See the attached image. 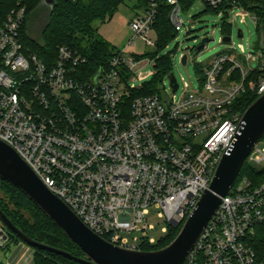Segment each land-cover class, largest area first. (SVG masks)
Instances as JSON below:
<instances>
[{
	"label": "built area",
	"instance_id": "2783aa9c",
	"mask_svg": "<svg viewBox=\"0 0 264 264\" xmlns=\"http://www.w3.org/2000/svg\"><path fill=\"white\" fill-rule=\"evenodd\" d=\"M161 1L170 6L171 24L177 30L184 24L181 0H148L129 22L127 46L89 78L81 68L88 58L78 50L60 45L52 66L25 51V7L12 9L0 26V139L93 232L135 250L159 242L151 216L164 224V235L187 218L239 127L236 99L248 89L264 94V0H256L261 12L242 0H205L225 21L235 8L243 19L252 17L257 56L245 55L241 45L243 54H217L199 73L196 90L186 84L177 96L180 84L176 79L174 91L170 75L168 86L163 80L158 92L130 99L141 87L130 82L147 52L128 48L140 40L157 49L151 34ZM263 143L264 137L246 160L261 173L237 177L185 264H264ZM10 240L0 218V249L10 250ZM27 249L22 264H33L35 250Z\"/></svg>",
	"mask_w": 264,
	"mask_h": 264
},
{
	"label": "trees",
	"instance_id": "16d2710c",
	"mask_svg": "<svg viewBox=\"0 0 264 264\" xmlns=\"http://www.w3.org/2000/svg\"><path fill=\"white\" fill-rule=\"evenodd\" d=\"M42 0H0V26L5 21L8 13L17 7L26 8V19L24 21L21 38L26 52L36 54L48 66H52L57 58L58 47L66 45L73 50H78L88 58L86 64L81 66L85 77L93 75L97 69L107 63L108 59L117 52V48L103 39L94 27L95 21L106 22L110 20L118 11L119 5L124 0H55L56 5L52 11L50 21L42 29L40 37L31 34L30 18ZM194 0H181L183 10L186 11ZM251 10H259L260 5L256 0H242ZM148 0H137L133 6L136 12L147 6ZM218 13V9H213L207 5V9ZM170 6L164 1L160 2L159 14L155 23L157 34V49L150 53L158 54L159 51L167 46L173 39L178 30L169 20ZM222 32L224 36L231 34V25L223 20ZM196 47L193 48V52ZM159 70L155 77L140 88L134 89L130 97L152 94L159 91L160 83L165 76L173 74L172 58L166 54L157 58ZM202 67L197 66V71L201 73ZM257 92L248 89L241 94L234 105L244 114L247 108L258 98ZM257 170L244 163L238 179L243 175L250 177L260 174ZM7 185V193L10 202L15 206L10 208L9 204L0 197V207L6 213L8 218L20 228L25 234L33 239L48 245L67 250L76 256L83 257L85 254L79 246L72 242L65 233L59 228L40 208L27 196L22 190L18 189L9 182L1 181ZM30 214L27 217L22 210ZM186 218L177 226L169 225L168 232L156 245L144 246V250L159 249L168 245L178 234ZM10 230V229H9ZM11 232V233H10ZM11 242H19L20 238L10 230ZM33 264H80L73 260L64 258L55 253L36 249L33 258Z\"/></svg>",
	"mask_w": 264,
	"mask_h": 264
},
{
	"label": "water",
	"instance_id": "95a60500",
	"mask_svg": "<svg viewBox=\"0 0 264 264\" xmlns=\"http://www.w3.org/2000/svg\"><path fill=\"white\" fill-rule=\"evenodd\" d=\"M55 0H42L31 19L45 10L43 28L49 23ZM239 36L242 33L239 30ZM230 36L223 40L229 42ZM209 37H204L196 46L194 55L202 52ZM185 66L188 54L181 58ZM174 91L178 88L176 77L171 76ZM264 137V94L259 96L244 112L239 127L220 163L208 189L199 197L195 207L187 216L177 236L166 246L153 250H135L120 247L93 232L70 207L40 179L30 165L16 150L0 139V180L6 181L22 190L42 210L65 235L81 248L84 256L46 243L25 234L8 218L0 207V218L5 225L27 245L63 256L80 264H185L194 250L200 236L218 209L222 197L230 193L247 158L255 145ZM178 222H173L177 226Z\"/></svg>",
	"mask_w": 264,
	"mask_h": 264
},
{
	"label": "rangeland",
	"instance_id": "374dc122",
	"mask_svg": "<svg viewBox=\"0 0 264 264\" xmlns=\"http://www.w3.org/2000/svg\"><path fill=\"white\" fill-rule=\"evenodd\" d=\"M137 0H124L119 5L116 14L106 22L95 21L94 27L97 29L98 34L115 46L117 49H123L127 46L133 33L129 28V22L134 17L133 6ZM207 4L205 0H194L186 11L182 12V18L184 24L178 29L176 36L171 39L167 46L162 48L158 54L151 55L154 52L149 47L145 48V44L140 40L133 46L128 48L129 51H135L138 53H145L142 58L144 61L135 71L134 80L130 83H134L137 87L142 86L150 82L159 70L157 65V56L162 57L166 54H170L172 58V71L180 84V89L177 92V96H180L186 89V84L189 86V90H196L199 87L197 80L199 72L197 66L205 68L209 65L212 59L219 53L231 52L240 53L241 45L244 48L245 55L252 53V56H257L255 51V44L258 42L259 32L256 25L250 15H247L245 19L242 18L244 11L240 8H235L230 11V16L226 19V22H231V42H223V18L218 13L206 10ZM45 10L40 11L30 21L31 34L35 37H40L44 22H45ZM191 32L188 34V30ZM239 30L243 32V37L239 36ZM156 33L151 34V38L157 41ZM204 37H209L211 40L207 43L206 48L198 55H194L193 48L198 46ZM255 52V53H254ZM188 53V62L184 66L181 62V56ZM254 61V60H253ZM245 66H249V62L242 60ZM251 65H255L252 62ZM140 74H149L146 78L140 79ZM169 78L165 76L164 85L168 86ZM162 84V82L160 83ZM264 149V143L261 145ZM248 166L257 170L260 168L255 162L250 161ZM7 185L0 183V197H2L10 206L14 208V204L10 202V197L7 193ZM22 212L30 218L29 212L22 210ZM150 222L156 225V229L151 232V235L160 239L163 237L162 226L163 223H159L157 216H151ZM6 230L10 232L6 226ZM11 233V232H10ZM165 236V235H164ZM26 248H31L21 243L11 242L10 250L0 249V264H6L9 259L22 264L27 258L25 253ZM36 251V249L34 248ZM27 264V263H26Z\"/></svg>",
	"mask_w": 264,
	"mask_h": 264
},
{
	"label": "crops",
	"instance_id": "0c3cea01",
	"mask_svg": "<svg viewBox=\"0 0 264 264\" xmlns=\"http://www.w3.org/2000/svg\"><path fill=\"white\" fill-rule=\"evenodd\" d=\"M133 14H134V11H133ZM23 246H24V244H22ZM25 253L26 254H30V252H29V250L26 248V250H25ZM15 262V261H14Z\"/></svg>",
	"mask_w": 264,
	"mask_h": 264
}]
</instances>
